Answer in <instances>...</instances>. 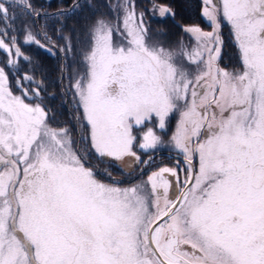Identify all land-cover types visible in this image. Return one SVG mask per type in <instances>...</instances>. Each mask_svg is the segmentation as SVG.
I'll use <instances>...</instances> for the list:
<instances>
[{
    "label": "snow or ice",
    "instance_id": "6c2138e0",
    "mask_svg": "<svg viewBox=\"0 0 264 264\" xmlns=\"http://www.w3.org/2000/svg\"><path fill=\"white\" fill-rule=\"evenodd\" d=\"M9 3L41 14L30 0ZM202 3L211 31L185 26L194 43L181 40L171 49L149 43L134 0L110 5L115 21L96 18L85 71H72L70 90L91 147L128 168L152 159L134 148L165 143L146 123L155 119L164 130L169 114L179 113L168 143L187 168L177 161L137 185L97 179L68 128L51 126L42 103L26 102L40 97L43 82L24 74L16 80L21 94H14L0 67V264H264V0ZM153 10L172 13L165 5ZM13 18L0 2V20ZM222 21L231 27L241 69L219 66ZM10 28H0V52L14 56L6 66L18 70V58H31ZM24 32L26 44L58 47L41 44L29 27ZM63 39L59 50L67 55L71 38ZM25 81L37 87L25 88ZM145 127L137 143L134 129Z\"/></svg>",
    "mask_w": 264,
    "mask_h": 264
},
{
    "label": "trees",
    "instance_id": "16d2710c",
    "mask_svg": "<svg viewBox=\"0 0 264 264\" xmlns=\"http://www.w3.org/2000/svg\"><path fill=\"white\" fill-rule=\"evenodd\" d=\"M118 0H35L34 5L39 9L41 14L35 16L33 19V26L39 32V40L43 41L44 33L50 38L47 46L51 47L53 44L58 47L53 48L50 52L47 47H41L35 43H30L24 46V51L27 52L28 57L31 58L32 72L36 80L42 81V90L40 97L43 99L44 105L50 113V122L55 126L68 125L71 133L74 135L76 142H78L79 132L77 126V111L72 104V100L66 88L65 76V60L62 52L59 50L62 38L59 37V32L68 34H75L76 32H83L90 23L98 16L105 15L111 11L110 5H113ZM135 8L140 13L143 12V19L147 28L155 35H163L169 40H177L185 35V26H199L206 30L210 28V24L202 16L203 3L202 0H134ZM78 3L79 7L72 8V5ZM165 5L172 10V13L165 16H160L158 11L153 10V5ZM61 9H72L65 17L63 22L59 20L50 26L44 28L42 23L43 16H50L54 12H59ZM49 14V15H48ZM48 22V21H47ZM44 28V30H43ZM222 29L226 30V25L223 24ZM71 34V35H72ZM224 37V55L233 53V44L227 32L223 33ZM229 49V50H227ZM53 52L55 54H53ZM231 59V58H229ZM233 61V60H232ZM64 68V74L61 75V68ZM144 155H147L145 153ZM91 163L96 161V158L90 154ZM177 157L167 151L158 152L153 160L143 165V168L154 166L158 168L161 164L174 165ZM100 162V161H99ZM105 161H101L104 163ZM145 166V167H144ZM114 167L117 168L116 164ZM111 168V172L117 175L130 172L123 170H116ZM145 170V169H144ZM132 173V172H131ZM146 175V171L138 172L136 176L120 177L118 186L129 185L138 182V180ZM104 179V175H102ZM110 181L113 176L108 177Z\"/></svg>",
    "mask_w": 264,
    "mask_h": 264
},
{
    "label": "rangeland",
    "instance_id": "374dc122",
    "mask_svg": "<svg viewBox=\"0 0 264 264\" xmlns=\"http://www.w3.org/2000/svg\"><path fill=\"white\" fill-rule=\"evenodd\" d=\"M34 1L35 0H30L32 7L35 8L37 11H39V9L34 5ZM0 2H3L6 4V7L9 8L10 16L14 17L13 19H9L7 22L0 20V28H4V27H6V24H10L11 28L9 29V35H16L17 36V42H18L19 46L21 47L22 52L24 53L25 56H28L27 52L24 51V46H27L30 43H27V44L24 43V36H25L24 28L29 27L31 29V31L36 35L37 39H39V37H38L39 32H38V30H35V28L33 26V19L35 16L28 14L22 6L13 7L9 3V0H0ZM119 2H120V0H118L114 4H118ZM56 13H58V11L52 13V15H50V16H43L42 17V23H43L44 28H46V26L48 27L49 25L51 26L53 24V21L55 23L58 20H59V22H63L65 17L68 15L69 12H67L65 15H62V16H57V15H55ZM137 13H139V12L137 11ZM100 16H103L108 20L115 21L116 12L111 8L110 12H108L105 15H100ZM100 16H98V17H100ZM96 18L81 33L76 32L75 34L71 33L72 34L71 35V34H68L65 32H59V35H58L59 37L62 38V41H63L61 43V46L65 45V43H66V41L63 39V36H69L71 38L72 52L67 54V55L64 52H62V56L64 57L65 67H66L65 68L66 88H67L68 94L72 100V104L76 108L77 117H80L79 121L77 119V126H78V132H79L78 142H76V139H75L74 135L71 133V129L68 125L55 126L50 122V113H49V123L51 124V126H53L55 128H65V127L68 128L69 134H70L72 141H73V148L75 150H77V153L79 155H84L86 157V166L92 168L97 179L101 180L102 182L109 183V184L116 183L118 185L119 179H121L120 177H122V178L132 177V176H136L138 172L146 171V175H142V177L138 180V182L133 183V184H129V185L120 186V187H130L133 185L140 184L141 182H146L147 176L150 175L152 171H155L156 168H154V166H151V165L148 166L147 168H143V165H145V164L140 166L141 163L140 164L132 163L131 168H128V167L122 165L121 162L116 161L114 158L106 157V156L105 157L99 156V154H97L95 152V150L91 147V141H90V137H89V129L86 125V122H84L82 119L83 110H82V108L77 107L78 97L76 98V100H74V98H73L74 97V90H70V85L72 82L71 74H72L73 69H76L81 73L85 71L83 52L86 49H88V47H89V44H90L89 30H90L91 26L93 25L94 21L96 20ZM223 24L226 25V30L222 29ZM44 28H43V30H44ZM206 31H211V26L209 29H206ZM224 32H227L230 36V40H232L231 44H233L232 46H233L234 54L230 52V53H227V55H224V49H225L224 37H223ZM148 34L150 37L149 43L159 44V45L164 46L165 48H170V49L176 48L178 46V43L181 40H183V42L189 46H191L194 43V40L191 38V36L189 34L185 35L182 38H179L177 40H174V39L169 40L160 34L155 35L149 29H148ZM220 35H221V38L223 40V45H222V50H221V57L219 59V66L221 68L228 70V71L241 69L242 66H241V61L239 58V52H238V49H237L235 42H234V38H233V35L231 32V27L226 21H222L221 29H220ZM114 39H116L115 33H114ZM47 43H48V40L41 41V44L47 45ZM227 50H229V49H227ZM9 58H15V57L14 56L9 57L5 53L0 52V67H5V71L9 75V86L11 87V90L14 92V94L19 95L21 93H20V90L16 86L17 78L22 77L24 74H28L31 76H34V75L32 72L31 64L29 63L28 60H24L22 57L18 58L19 63H18V70H17L16 68H12L11 66H6V61ZM229 58H231V59H229ZM184 66L189 68L190 71H192L193 73H195V66L189 65L187 62H185ZM36 81H38V80H36ZM24 87L29 88V89H34L37 87V85L34 83L29 84L27 81H25ZM26 102L27 103H33V104L42 103V106L45 107L43 99H41V98L26 99ZM178 120H179V113L178 112L170 113L169 116L166 118V127L164 130H160L158 128V123L155 119L152 120L151 122H147L146 127H153L154 130L157 132V134L162 137V139L165 143L158 146L154 150H148L145 152L143 150H139L138 148H134V151H137V154L141 156L142 160H148L149 157H151L152 158L151 161L153 160V157L158 152L167 151L170 154H174L177 157V159H175L174 165L161 164L160 167H163V166L176 167L177 161H179V169H186L187 166L184 163L183 155L180 154L178 150L174 149L173 146L168 143V141L170 140L172 134L174 133V131L176 129V125H177ZM81 125H83V126H81ZM146 127L143 129H140V128L134 129V134L137 136V143L140 142L142 132L146 130ZM145 153H147V155H144ZM90 154H92L96 158V161L93 162L94 164L91 163L93 160L90 159ZM101 161L102 162L105 161V162L101 163ZM114 164H116L117 168H119L120 170H123L125 172H130V174L127 175V173H123V174L117 175L115 173H112L111 168L114 167ZM193 165H194V167L198 168V156H194ZM137 166H140V167L137 169L136 168ZM160 167H158L157 169H159ZM117 168H115V169L119 171V169H117ZM179 169H178V174H179L181 180H183L186 173L180 171ZM108 173L111 174L110 176H113L112 181H110L108 179V177H110L108 175ZM102 175H104L107 178L104 179L102 177ZM185 247L189 251H191V249H189L188 246H185Z\"/></svg>",
    "mask_w": 264,
    "mask_h": 264
},
{
    "label": "flooded vegetation",
    "instance_id": "af4514ba",
    "mask_svg": "<svg viewBox=\"0 0 264 264\" xmlns=\"http://www.w3.org/2000/svg\"><path fill=\"white\" fill-rule=\"evenodd\" d=\"M141 164H142V163H141ZM141 164H140V166H141ZM140 166H137L136 168L138 169ZM137 169H136V170H137ZM156 170H158V169H156ZM169 179H170V180H172V179L175 180V178H174V177H171V176H169ZM169 191H170V190H169ZM188 248L191 249L190 246H188Z\"/></svg>",
    "mask_w": 264,
    "mask_h": 264
},
{
    "label": "water",
    "instance_id": "95a60500",
    "mask_svg": "<svg viewBox=\"0 0 264 264\" xmlns=\"http://www.w3.org/2000/svg\"><path fill=\"white\" fill-rule=\"evenodd\" d=\"M172 180H173V179H172ZM173 181H175V180H173ZM173 191H174V189H170V191H169V195H170V197H171Z\"/></svg>",
    "mask_w": 264,
    "mask_h": 264
}]
</instances>
